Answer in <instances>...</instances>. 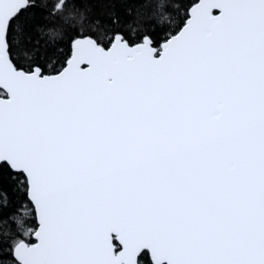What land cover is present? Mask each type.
<instances>
[{
  "label": "snow or ice",
  "instance_id": "snow-or-ice-1",
  "mask_svg": "<svg viewBox=\"0 0 264 264\" xmlns=\"http://www.w3.org/2000/svg\"><path fill=\"white\" fill-rule=\"evenodd\" d=\"M38 7L0 0V264H264V0H192L137 42L112 11L109 45L24 68Z\"/></svg>",
  "mask_w": 264,
  "mask_h": 264
},
{
  "label": "trees",
  "instance_id": "trees-1",
  "mask_svg": "<svg viewBox=\"0 0 264 264\" xmlns=\"http://www.w3.org/2000/svg\"><path fill=\"white\" fill-rule=\"evenodd\" d=\"M191 2L192 0H35L39 7L25 15L31 17L35 12L43 17L44 23L32 31L21 27L15 33L16 41L11 54L16 65L24 68L33 64L37 54L43 62L54 63L57 59L67 58L72 38L81 31L85 36L93 37L97 43L107 46L110 43L109 36L116 30L113 25L108 24L112 20V11L118 13L119 30L130 42H137L145 33H156L161 29L174 32L185 18V9ZM23 19L24 16H21L13 28ZM13 202L17 205L21 202L28 204L21 192L14 194ZM36 227L34 214L26 218V229ZM7 231H17L14 221H10L8 225L0 224V238ZM31 236L21 232L17 238L31 243Z\"/></svg>",
  "mask_w": 264,
  "mask_h": 264
},
{
  "label": "water",
  "instance_id": "water-1",
  "mask_svg": "<svg viewBox=\"0 0 264 264\" xmlns=\"http://www.w3.org/2000/svg\"><path fill=\"white\" fill-rule=\"evenodd\" d=\"M22 2H23V0H21V3ZM58 6H59L58 8H60V4ZM9 14H11V13H9ZM213 14H219V10H214ZM76 50H77L78 59H86V58L93 57V56H102V54L99 53V50L94 46V44L91 40L79 41L76 45ZM0 56L3 57L5 62H7L8 57H7V53L5 52L4 34H3L2 26H0ZM0 91H2V90H0ZM35 220H36V218H35ZM36 224H37V222H36ZM31 238H32V241L35 242L34 235H32Z\"/></svg>",
  "mask_w": 264,
  "mask_h": 264
}]
</instances>
